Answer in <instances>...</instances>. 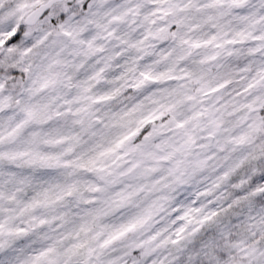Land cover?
<instances>
[{"label": "clouds", "instance_id": "1", "mask_svg": "<svg viewBox=\"0 0 264 264\" xmlns=\"http://www.w3.org/2000/svg\"><path fill=\"white\" fill-rule=\"evenodd\" d=\"M0 39V264H264V0H0Z\"/></svg>", "mask_w": 264, "mask_h": 264}, {"label": "snow or ice", "instance_id": "2", "mask_svg": "<svg viewBox=\"0 0 264 264\" xmlns=\"http://www.w3.org/2000/svg\"><path fill=\"white\" fill-rule=\"evenodd\" d=\"M158 2H159V0H153V3H158ZM193 2H194V0H188V4H192ZM216 2H217V0H212V3H216ZM244 3H245V0H232V4H233L234 6H236V7H242ZM186 6H187V5H186ZM21 7H23V5H21ZM154 12H155V13H160V12H161V9L156 8V9H154ZM113 19H114V20H120L121 17H113ZM179 23H180V21H177V25H179ZM160 33H167V29L162 27V28L158 29L156 33L148 32V33L145 35L144 38L147 39V38H149V37L159 35ZM12 35H13V33H8V39H9V40H10V38H11ZM171 35H172V36H175L176 33H175V32H172ZM236 35H237L238 37H240V40H239V41H237V40H230V41H226V43H237V42H242V41L248 39L249 37H250L252 40H259V39H261V37H259V36H251V34L245 35V34L240 33V32H237ZM160 38L163 39L164 37L161 36ZM215 39H216L215 36H210L207 40H204V41H194V42L192 43V46H193V47H199V46H201V44L208 45V44H211L212 41L215 40ZM0 43H4V40L0 39ZM215 46H216V47H222V45H220V44H216ZM248 51H249L250 54H254V53H256L257 51H259V48H257V47H252V48H249ZM217 55H219V54H218V53L213 54L212 56L206 57V59H207V60H214V59L216 58ZM97 75H99V74H97ZM143 75H144L145 79H150V80H157V79L160 78L159 76H149L147 73H145V74H143ZM160 75L163 76L164 74L161 73ZM169 78H170V79H178L179 77H169ZM140 83H142V81H141ZM219 87H224V85L221 84V85H219ZM248 87H249V88L252 87V84L250 83V84L248 85ZM211 91H216V89H212ZM109 98H110V97L105 96V97H99L98 99H109ZM189 99H191V97H189ZM29 116H31V113H29ZM152 119H154V117H152V116H148V117H145L144 120H141L139 123H140V125H143V124L149 122V121L152 120ZM181 126H182V122H178V123H177V127H181ZM18 127H19V126H18ZM138 130H139V129H134L133 132L129 133L128 135H129V136H130V135H133V134H135V132L138 131ZM14 133H15V130H13L12 133H9V137H11ZM127 138H128V136H124V137H122L120 140H118V141L116 142V147H118L121 143H123V141L126 140ZM3 139H4L3 137H0V142H2ZM241 139H243V138H241ZM113 150H114V149H111V148H110V149H107L106 151L111 152V151H113ZM17 155H18V154H16V153H0V160L7 159L8 161H13V160H15V159L17 158ZM39 159H40L41 162H45V163H46V162H47L49 159H51V158H50V157H47V156H41V157H39ZM10 175H11V174H10ZM258 190H260V191H264V189H258ZM3 195H4V193H3V192H0V197H3ZM12 198H13L12 196H9V197H8V199H12ZM205 219H207V217H205ZM179 231L182 232V231H183V228H181ZM177 239H180L179 233L177 234ZM174 242H175V241H174ZM105 243H107V241H106ZM75 247H76V248H79V247H82V245L77 244V245H75ZM50 251H52V249H46L44 252L41 253V256L46 255L47 252H50Z\"/></svg>", "mask_w": 264, "mask_h": 264}]
</instances>
